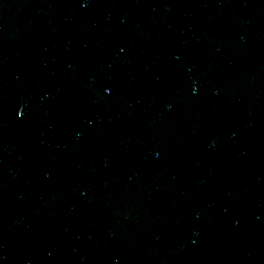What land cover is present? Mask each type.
<instances>
[{"label":"water","instance_id":"1","mask_svg":"<svg viewBox=\"0 0 264 264\" xmlns=\"http://www.w3.org/2000/svg\"><path fill=\"white\" fill-rule=\"evenodd\" d=\"M0 264H264V0H0Z\"/></svg>","mask_w":264,"mask_h":264}]
</instances>
